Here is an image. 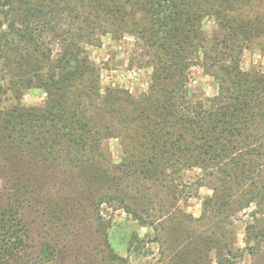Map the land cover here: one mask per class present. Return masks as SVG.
Instances as JSON below:
<instances>
[{
	"label": "trees",
	"instance_id": "1",
	"mask_svg": "<svg viewBox=\"0 0 264 264\" xmlns=\"http://www.w3.org/2000/svg\"><path fill=\"white\" fill-rule=\"evenodd\" d=\"M108 35L135 37L131 62L150 71L147 91L102 88L89 47ZM261 37L264 0H0V90L18 95L36 87L48 96L37 107L0 110V164L10 201L0 210V264L51 262V244L29 250L19 207L28 194L43 195L37 185L52 167L93 185L97 206L113 203L153 229L155 213L145 206L157 194L140 192V179L160 183L177 201L209 188L201 216L213 219L214 229L194 232L193 257L180 250L177 264H204L199 260L212 249L215 264H238L228 227L241 211L249 210L246 249L264 247V72L241 65L243 52ZM193 67L212 77L213 95L189 90ZM115 137L121 155L111 168L102 146ZM191 170L197 173L186 174ZM127 180L140 193L131 196L140 207L111 190ZM160 203L168 208L165 199ZM171 211L170 219L177 218ZM140 241L131 246L140 249Z\"/></svg>",
	"mask_w": 264,
	"mask_h": 264
},
{
	"label": "rangeland",
	"instance_id": "2",
	"mask_svg": "<svg viewBox=\"0 0 264 264\" xmlns=\"http://www.w3.org/2000/svg\"><path fill=\"white\" fill-rule=\"evenodd\" d=\"M137 21L143 20L137 17ZM210 26L211 21H207L205 30L208 31ZM124 37L121 40H114L109 35L102 37L103 45L89 47V56L100 69L102 88L107 85L116 86L128 89L133 95H139L142 91H147L150 71L138 68L136 61L131 62L135 37ZM58 54L59 47L54 50V57ZM68 63L71 64L69 61ZM241 65L244 71L264 72V37L253 40L250 47L243 52ZM188 87L191 92L206 96L213 95L217 88L212 77L204 74L200 67L191 69ZM47 98L45 90L36 87L24 89L18 95L13 91L3 93L0 90V110H6L13 105L37 107ZM118 128L119 125H116L115 132H118ZM119 132L123 134L121 130ZM119 141V138L115 137L103 142L102 149L110 162L109 167L119 161ZM71 172L57 167L47 168L46 173L49 175L43 177L42 185H37L43 195L33 198L34 195L28 194V202L19 207L20 218L29 233V250L41 251L47 244L54 247V255L49 264H177L180 261L177 257L180 250H187L188 258L193 257L194 249L190 240L194 232L205 235L214 229L213 219L201 216L202 200L212 194L207 187H201L197 194L191 195L186 201H177L160 183L140 179V192L157 194L154 203L148 202L145 206L148 209L153 208L151 213H155L153 218L157 229H153L150 226L138 225L131 215L116 208L113 203L97 206L95 187L88 182L73 181ZM193 173H197V170L186 172L190 175ZM127 182L128 184L124 182L114 185L110 182L112 192L123 196L133 206L136 204L140 207L141 204L136 200L134 204L131 197H138L139 191L129 185L130 181ZM6 184L9 183L0 164V210L6 208L10 202ZM100 186L106 188L109 185L103 183ZM162 199L166 200L167 209L161 207ZM53 206L56 207L51 208ZM170 207L177 218L170 219ZM248 212L249 210L245 213L237 212L229 217L233 221L228 227L229 240L234 243V252L238 254L235 260L238 264H264V247L255 253H250L245 247L244 224L248 219ZM97 214L102 217L101 222L108 225L106 228L100 224ZM159 216L162 217L157 219ZM177 238L184 240L180 243ZM138 239L141 240V248H133L131 245ZM215 256V250L212 249L206 252L204 261L203 258L199 261L215 264Z\"/></svg>",
	"mask_w": 264,
	"mask_h": 264
}]
</instances>
